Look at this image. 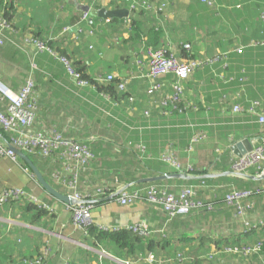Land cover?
I'll return each mask as SVG.
<instances>
[{
    "label": "crops",
    "instance_id": "1",
    "mask_svg": "<svg viewBox=\"0 0 264 264\" xmlns=\"http://www.w3.org/2000/svg\"><path fill=\"white\" fill-rule=\"evenodd\" d=\"M60 1L17 0L18 9L13 20L20 29L9 31L7 43L0 47V78L6 85L19 91L30 72L37 80L36 93L40 107L33 129L48 130L52 125H58L67 137L82 138L81 135H86L83 133L85 119L94 118L97 120L86 135L93 137V140L98 138L108 145L109 138L115 143L120 142L128 132L136 130L137 140L146 143L148 152L145 151V159L151 165H160L165 172H171L168 165L159 162L158 157L166 149L174 148V154L183 168L194 167L200 171L207 170V173L201 174H213L204 178L209 187L200 192L202 198L214 200L216 209L213 211H194L184 218L167 222L163 209L151 204L145 195L130 205H121L117 196L111 199L103 196L99 199L105 200L94 204L93 224L126 227L146 220L154 231L164 229L152 235L156 240L158 259L175 256L178 249H187L189 256L206 257L226 244L249 242L264 236V229L243 233V223L233 216L224 201L226 192L233 185L244 187L264 183V178L236 179L237 176L229 174L238 156L233 146L246 138L254 142L263 132L257 115L248 112V107L256 102L260 103V110L264 107V0H214V7L202 0H152L156 5L165 2V11L154 10V17L148 11L144 16L138 14V17L160 26L164 30L166 44L177 54L181 44L189 43L201 56L198 59L200 65L186 80L188 88L185 95L187 103H198V108L188 107L184 112L179 111L181 113L170 111V114H163L156 107L160 98L149 97L148 81L137 77L129 86V93L139 98L135 117L129 113L132 106L127 107L126 101L116 108L96 88L79 87L61 59L47 51L37 52L35 47L24 43V37L35 30L36 21H43L51 32L52 25L57 23L53 36L57 35L60 44L63 43L71 54L86 63L91 75L114 72L125 78L132 72L136 73L137 70H131L136 69L135 60L142 47L123 42L129 36V29L120 22H107V19L98 17L90 23L89 15L80 31L77 25L81 18L78 22L72 20L76 15L81 17L83 10L78 8L80 4L120 9L113 5L126 8L125 2L63 0V5L58 6ZM24 25H29L28 30L23 31ZM97 27H102L104 31L89 32ZM116 38L120 43L116 42ZM126 56L129 59L123 63ZM237 105L245 110L235 112ZM100 118L106 119L110 127V121H113L114 129L107 130L105 136L93 130ZM128 125H135L137 129H129ZM200 130L206 132V139L193 144V149L188 151L193 137ZM105 144H91L96 154L93 168L99 174L101 168L95 167L105 163L108 167L104 171L114 175L119 165H127L124 164L125 160L129 163L128 156L116 155ZM52 160L55 162L53 157L38 160L42 163L43 174L50 175L57 167ZM149 171L146 177L161 174ZM91 172L90 168L81 177L88 182L81 186L86 187L82 189L84 193L93 191L101 184L116 186L108 178L112 175H102L103 172L92 175ZM49 182L68 194L66 188ZM150 183L165 184L171 190L178 191L191 182L155 181L147 184ZM130 184L131 190L145 186L135 185L134 182ZM15 185L27 187L42 201L55 206L56 210L47 212L38 221L33 218L32 211L25 210L27 201L12 202L1 207L0 264H28L25 263L27 257L40 260V264H122L125 261L104 246L96 248L90 243L83 231L75 226V208L49 195L22 162L0 156V191ZM256 203L257 212L264 215V197H260ZM234 259L239 261L240 258ZM219 260L218 257L213 261ZM127 261L130 264H143L139 258Z\"/></svg>",
    "mask_w": 264,
    "mask_h": 264
},
{
    "label": "built area",
    "instance_id": "2",
    "mask_svg": "<svg viewBox=\"0 0 264 264\" xmlns=\"http://www.w3.org/2000/svg\"><path fill=\"white\" fill-rule=\"evenodd\" d=\"M123 1L127 5L126 8L129 10V15L131 11L134 12L137 9H148V11L151 12L154 10L157 12H164L167 5L165 2L156 5L152 0ZM202 1L212 7L215 6L214 0ZM88 17L89 13L87 11L83 12L81 20L77 25L80 31H82L83 25ZM106 21L109 22L110 19ZM9 26L6 19L0 18V47L4 46L8 41L6 31ZM65 30H67V28ZM89 32L91 33L92 31ZM53 33L54 31L51 32V35H53ZM24 43L29 46L33 45L37 49V52L47 51L54 54L66 64L68 71L79 87L88 86V82L81 79L80 73L71 66L70 62L66 58L59 56L53 49L47 47L43 41L33 38L28 34L24 37ZM184 45L188 49L192 48L189 43H185ZM135 63L138 72L131 73L127 78L120 81V83H118V89L121 92L129 93V86L137 77L145 78L148 81L149 87L147 89V94L150 96L157 95L159 92H165L170 89V91L165 94V97L158 101L159 108L166 113H169L172 107L176 108V103L184 100L187 89L186 80L189 79L192 71L200 65L198 60L179 57V54L175 53L173 48L166 45L160 47L142 46ZM114 75L115 73L109 74L107 79H113ZM119 77L122 76L119 75ZM102 80H104V78H102ZM104 97L107 98L106 96ZM135 100L136 97L134 95L129 97L130 102L134 103ZM259 104V102H256L254 105L248 107V112L257 115L258 123L262 131H264V107L260 110ZM187 105L195 108L192 102L187 103ZM243 110L245 109L239 105L234 109L235 112ZM38 112L39 100L36 93V78L32 72L29 73L19 91L10 88L0 78V126L9 133L8 137H10L9 141L0 137V156L17 161L19 157L14 152L12 146L22 150L29 157H36L39 155L55 157L54 155L58 153L60 156L59 159L63 161V165L54 174H59L61 182L69 188H75L78 185L81 187V174L88 169L95 160V152L92 147L87 144H79L71 140L65 142L67 138L54 127L55 125H52L48 130H34L33 125L37 121ZM263 133L264 132H262V135H260L256 141H251L253 146L251 151L236 157L232 163L233 172H240L251 176H260L264 173ZM204 137H206V134L204 132H199L193 137V142L200 141ZM161 160L165 165L179 168L181 170H177L179 172H188L185 170L183 171V167L169 149L163 153ZM61 173H63V175ZM203 179L204 178L196 182L187 183L178 191L171 190L167 185L161 183H152L137 187L133 190L129 189L130 185L118 183L116 186L113 185L112 187L103 184L97 185L95 187V192L94 190L92 191L94 192L93 195L87 194L86 196H80L68 193L75 199L81 201L71 206L75 208V226L82 230L84 235L88 237L89 228L94 225L92 213L95 202H93V200L99 199L100 195L110 197L116 194L117 200L121 205L133 204L145 195L146 199L151 204L163 209L168 218L167 222L177 218H184L199 209L213 211L216 208L214 201L210 200V202L207 203L200 196V192L209 187ZM262 190L264 192V189L261 188L252 190L232 187L224 196L225 204L232 210L233 216L243 223V233L245 234L264 229V219H258L257 221L247 219L248 215L253 213L256 209V202L253 198L256 195H262ZM88 196H92V198L89 199ZM9 199L20 202L27 201L41 206L50 212L56 210L55 206L42 201L37 196L28 192L25 187L18 188L16 186H8L2 189L0 191V207L4 206L5 202ZM98 227L106 231H119L126 228L143 237H150L155 233L164 231V229L154 231L146 220H141L140 222L127 225L126 227L105 225H98ZM256 242L255 244H251L250 242L230 243L224 245L223 248L226 252L250 257L260 254L262 251L261 241ZM146 260L152 262L151 264H166V262L170 263L172 261V259L158 260L156 258H147ZM262 261L264 263V258ZM30 264H40V260L30 262ZM122 264H130V262L124 261Z\"/></svg>",
    "mask_w": 264,
    "mask_h": 264
},
{
    "label": "trees",
    "instance_id": "3",
    "mask_svg": "<svg viewBox=\"0 0 264 264\" xmlns=\"http://www.w3.org/2000/svg\"><path fill=\"white\" fill-rule=\"evenodd\" d=\"M62 1H60V4L58 6L63 5ZM93 6L98 7L97 5H93ZM113 7L114 8H121L119 5H116V4H114ZM98 8H100V7H98ZM17 9H18L17 0H0V18L6 19L10 25L6 31L7 33L9 31H13L14 29H20V27H18L16 25V22L13 20ZM261 11H262V8H261ZM261 11H259V17L261 15ZM147 12H148V9H137L134 12L131 11L130 15H128L127 17H123L121 19L114 17V18H111L110 20H111V22H113V21H116L118 23L120 22V23H122V25H125L129 29V36L127 37V39H124L123 42L124 41L127 43L132 42L133 45L139 44L141 46H151V47H160V46H165V45L169 46L168 44H166L167 40L165 38L164 30L160 26L155 24V22H153V21H152V23L151 22H145L141 18L138 17L139 16L138 14H141L142 16H144L145 14H147ZM148 13H152V16L154 14L153 11L152 12L149 11ZM80 18L81 17L76 15L74 17V19H72V20H74V21L76 20L78 22L80 20ZM20 22H21V20H20ZM43 24H44L43 21L42 22L41 21L35 22V25H36L35 30H33L32 34H30L33 38H37V39L43 41V43L47 47L53 49L56 53H58L59 56L66 58L70 62L71 66L76 71H78L80 73L81 79L86 80L88 82V86H92V87L96 88L100 94L106 96L110 100L109 104H112L113 106H116V108H119V106L122 105V102L127 100L126 101V104H128L127 107H130L129 97L132 96V94L121 92L118 89V83H120V81L124 80L127 77H125V78L119 77V74H115L113 79L108 80L107 79L108 75L112 74V73H104V74H100L99 76L91 75L88 71V67L85 65L86 63L81 59H77L75 54H71L69 48H67L66 46H63V43L60 44L59 39H57L55 36L51 35V31L47 28V26L45 24L44 25ZM28 27H29V25H24V27H22L23 31L28 30ZM101 28L102 27H97L96 29H100L99 31H101ZM47 30H48V34L46 35ZM56 34H57V32H56ZM115 40H116V42L120 43L119 38H116ZM30 46H33V45H30ZM179 50H180V52H178V53H179V57H181V58H187V59H192V60H198L201 58V56L195 50V48L194 49L193 48L188 49L185 47L184 43L180 45ZM175 53H177V52L175 51ZM126 59H129V58L127 56L124 57L123 63H126ZM131 71L138 72L137 65H136V69H132ZM132 73H134V72H132ZM102 78H104V80H102ZM173 80H175V79H173ZM36 86H38L37 80H36ZM187 88H188V86H187ZM168 91H170V89H168ZM168 91H165V92L167 93ZM166 93L159 92L157 95H154V96L148 95V96L153 98V99H158V97L160 99H162L165 97ZM38 100H39V98H38ZM158 101H159V99L156 102V107L159 109V111L165 115L168 114L166 112H163L162 109L159 108ZM132 104H133V106L138 108L137 105L139 104V98H136L135 102ZM176 104H177V107L176 108L172 107L169 110V114H170V111L181 113V112L186 111V109H189L188 107H190L187 105V101L185 99V96H184L183 101L178 102ZM39 107H40V104H39ZM199 107L201 108V105ZM190 108H194V107H190ZM197 108H198V103L195 105V109H197ZM179 111H181V112H179ZM129 113L131 114V112H129ZM54 127H56L57 130H59L61 133H64L62 130H60L58 125H55ZM93 130H95L98 135L101 134V136H105V134H106L105 132L107 130H110V129H98V130L93 129ZM198 132H205V131L200 130ZM83 133L88 135L89 129H83ZM205 134H206V132H205ZM8 136H9V133L6 132L4 130V128H2L0 126V137L4 140L9 141L10 137H8ZM81 137L83 138V135H81ZM66 138H71V136H68V137L66 136ZM83 143L89 144L87 142V140H84ZM103 144H105V142H100V146ZM89 146L91 147V144H89ZM100 148L102 149L103 147H100ZM135 149H138V150L141 149L142 153L144 152V156H145V151H144V148L142 147V145H141V148L140 147H134V149H132V150H135ZM54 156L55 157H53V158H54L55 162L53 160L52 161L56 164L57 167L52 171V173H55L63 165V161H61L59 159L60 156L58 155V153H56ZM30 158L35 162V164L42 171V173H43V168L41 167L42 163H40L38 160H40L41 158L42 159H46V158L50 159V157L43 156V155H39L36 157H30ZM18 160L20 162H22L27 167V169L31 171V173H33L32 169L30 168L29 164L26 161L22 160L21 158H18ZM132 163H134V162H132ZM139 166H140L139 167L140 169L138 168L139 170H137L136 173H134V175L135 174H139V175L142 174L141 178L146 177V175H148V173L150 172L149 170H153V172H155V173H163V172L165 173V171H166L160 165H151L150 163H146V162L142 163ZM126 170H127L126 167H120L119 171H120V173H125ZM171 172H173V171H171ZM201 172L207 173V170H201L198 173H201ZM44 176L46 177L47 180L49 179L51 181L50 175L45 173ZM138 177L139 176H137L133 179L131 177H129V178L132 179V181L135 183V185H143V184L149 185V184H147L149 182L138 183L137 180L140 179ZM236 179H241V177H236ZM199 180L200 179H190V180L171 179V180H164V181H158V182H164V183L170 182V181L196 182ZM203 180L207 181L206 179H203ZM84 183L88 184V182L86 180H80L81 186ZM125 183H130V182L126 181ZM250 183H253V182H250ZM150 184H152V183H150ZM54 185L56 186V184H54ZM233 188L252 189V190H254L256 188L264 189V183L258 184V185H252V186H244V187H239V186L233 185ZM25 189L28 192L35 195L27 187ZM103 196L104 195H100V197H103ZM260 197H264L263 190H262V195H256L253 199L255 202H257V200H259ZM88 198L91 199L92 196H88ZM204 201L207 203L210 202L209 199H204ZM12 202L17 203L20 201H15L13 199H9L7 202H5L4 206H6L8 203H12ZM46 203L50 204L48 202H46ZM214 204H215V202H214ZM4 206H2V208ZM215 206H216V204H215ZM255 208L256 209L253 211V213L248 215L247 219H249L251 221H257L258 219H264V215H261V214L257 215V213H258L257 212V203H256ZM25 210L26 211L27 210L32 211L33 218L38 220V221H40L43 218V216H45V214L47 212H50V211L44 209L43 207L35 205L33 203H30V202H27V206H26ZM200 211H205V210L199 209L196 212L199 213ZM254 214H256V215L253 216ZM177 219H179V218H177ZM88 240H90L89 242L92 243L96 248H101V246L102 247L104 246L110 253H112L113 255H115L116 257H118L122 260H125V261L130 260L131 261V260H134L136 258H139V261L142 262L143 264H151L150 262L145 261L144 258L148 257L149 254H154L156 251L155 248L157 246L156 240L152 236L143 237V236H141L137 233H134L131 230L126 229V228H123L119 231H106V230L100 229V227H98L96 225H92L89 228ZM256 241H261L260 243L262 244V249H261L262 251L260 254L252 255L250 257H255L256 260H257V257H259L260 258V260H259L260 264H264L262 261V259L264 258V236L257 237L256 239L249 241V242L251 244H255V243H257ZM216 251H218V252H216ZM215 252L210 253V254L208 253L206 255V257L197 256L198 257L197 258L196 255H194V256L190 255L189 256L187 249L186 250H184V249L179 250L178 249L176 251L175 256H173V255L163 256V258H161V260L172 259V261L170 263L166 262V264H208L209 261H213L215 258H218V257L221 260L223 256L224 257L229 256V257H233V258H235V257L240 258L238 260H242V261H244V258H249V257L242 256L241 254L238 255L237 253L226 252L225 249L223 248V246L220 248H216ZM154 257H156V259H158L157 254H154ZM37 260L38 259H29L27 257L25 259V263L30 264V262H36ZM158 260H160V259H158Z\"/></svg>",
    "mask_w": 264,
    "mask_h": 264
},
{
    "label": "rangeland",
    "instance_id": "4",
    "mask_svg": "<svg viewBox=\"0 0 264 264\" xmlns=\"http://www.w3.org/2000/svg\"><path fill=\"white\" fill-rule=\"evenodd\" d=\"M84 12V11H83ZM83 12H82V14H81V16L83 15ZM67 13V12H66ZM66 13L64 14V16L66 15ZM55 24H57V23H54V25H52V29H53V31H55V29L54 28H56V25ZM86 24V23H85ZM84 24V25H85ZM84 27V26H83ZM82 30H83V28H82ZM100 29H91L90 31H92L91 33L92 34H94L95 32H98ZM104 31V29L103 28H101V31H99V32H103ZM56 38H58V36L56 35L55 36ZM36 66V65H35ZM37 67V66H36ZM133 95V94H132ZM125 101H127V100H125ZM130 102V101H129ZM130 105L132 106V111H131V115H133V117H135V111L137 110L136 108H134L135 106H133V104L130 102ZM100 115H102V114H100ZM96 120L97 119H94V118H92V119H85V128L84 129H90V126L92 127L93 125H94V123L96 122ZM81 121H83L82 119H81ZM86 121H87V123H86ZM110 124H111V127L110 126H108V121L106 120V119H104V118H100V120L97 122V124H96V129H104V126L106 125V129H114V125H113V121H110ZM126 125H127V122L125 123ZM129 127V129H132V130H134V129H137L136 128V126L135 125H128ZM119 129H121L120 127H119ZM136 131V130H135ZM135 131H132V132H128V134L126 135V137H123V139L124 140H120V142L119 141H117L116 143H115V141L112 139V138H109L108 139V145L107 144H105L106 145V148L108 147V149H110V150H114V153L116 154V155H119L120 157H123V156H128L127 157V159H128V161H129V163L125 160V163L124 164H127V165H124V166H118L117 167V170L114 172L115 174L113 175V174H111V173H108V172H105L104 170H105V168H107L108 166H107V164H105V163H100V165H98V166H96L95 168H101V171L99 172V174L97 173V172H95L94 171V168H93V163H91V165H90V167L88 168V169H86L85 171H87V170H89L90 168L92 169V175H95V174H97V175H101V173H102V175H112V176H109L108 178H111L112 180H113V183H115V184H118V183H121V184H123L122 182H126V181H122V180H124V179H128L129 177H131L132 179L133 178H135V177H137V176H139V178H141V176H142V174H135L134 175V173H136V171L137 170H139L140 168V166L139 165H141L142 163H144V162H146V163H149L148 162V160H146L145 159V156H144V152L142 153V150L140 149V150H138V149H135V150H132V149H134V147H140L141 148V145H142V147L144 148V151H146V152H148L147 151V148H146V143L143 141V140H137V137H136V135H137V133H135ZM63 135H64V133H63ZM65 136V135H64ZM207 136V135H206ZM66 137V136H65ZM85 138H87V142L89 143V144H92V145H94V146H96V145H100V141H99V139L97 138V139H95L94 138V140H93V137H90V136H84ZM84 137L83 138H77V136H76V138L73 136V137H71V138H67L66 139V141L65 142H68L67 140H71V141H75V142H77V143H79V144H81V143H83L84 142ZM95 137V136H94ZM204 139H206V137H204L203 139H201L200 141H202V140H204ZM198 142V141H197ZM197 142H193L192 144H191V146L189 147V149H187L188 151H191L192 149H193V144H195V143H197ZM84 144H86V143H84ZM89 144H87V145H89ZM96 144V145H95ZM171 152H172V154L174 155V157L177 159V161H178V157L174 154V148H172V149H170V148H168ZM168 149H166L165 150V152L168 150ZM164 152V153H165ZM163 155V154H162ZM161 155V156H162ZM161 156H159L158 157V160H159V162H162V160H161ZM130 159V160H129ZM131 162H134V163H131ZM179 162V161H178ZM180 163V162H179ZM180 165H181V163H180ZM92 166V167H91ZM182 166V165H181ZM120 167H126L127 168V170L125 171V173H120ZM183 167V166H182ZM139 168V169H138ZM169 168L172 170V171H177V170H179V171H181L179 168H177V167H175V166H169ZM188 171V172H191V173H194V174H196V173H198L200 170H198V169H196V168H194V167H187V168H183V171ZM85 171H83L82 172V174H81V177L83 176V174H84V172ZM31 172V171H30ZM62 175H63V173H61ZM34 175V174H33ZM35 177V176H34ZM100 177V176H99ZM66 178V177H65ZM50 179H51V181H53L54 183H58L60 186H62V187H64V188H66L67 189V193H70V194H72V195H84V196H86L87 194H90V195H93L94 194V192H95V189H94V192H92V190H88L86 193H84V189L86 188H82V187H80L79 185L77 186V187H75V188H69L68 186H66V185H64L62 182H61V178H60V175L59 174H54V173H52V174H50ZM93 181V180H92ZM129 182H133V181H129ZM132 184V183H131ZM130 183L128 184V183H126V185H131ZM124 185V184H123ZM16 187H18V188H21V187H24V186H20V185H15ZM83 189V190H82ZM80 199H82V198H80ZM259 213H257V215H258ZM256 214H254L253 216H255ZM252 217V216H251ZM104 253V252H103ZM106 254H108V253H106ZM154 254H156V253H154ZM154 254H149V256L148 257H146L145 259H147V258H151V259H155L156 257H154ZM156 256V255H155ZM236 258V257H235ZM252 258H255V257H252ZM251 257L250 258H245L244 259V261H242V260H239V261H237L236 259H234L233 257H222V259L221 260H219L218 262H216V261H209V263L208 264H260V262H259V260H260V258L259 257H257V260L256 259H253L252 261H251V259H252ZM247 260V261H246ZM249 261H251V262H249ZM150 263H152V262H150Z\"/></svg>",
    "mask_w": 264,
    "mask_h": 264
},
{
    "label": "water",
    "instance_id": "5",
    "mask_svg": "<svg viewBox=\"0 0 264 264\" xmlns=\"http://www.w3.org/2000/svg\"><path fill=\"white\" fill-rule=\"evenodd\" d=\"M78 8L80 10L83 11H87L90 15L89 17V22L92 23L94 18H103V19H109V18H123V17H127L129 15V10L127 8H120V9H108L106 7H101V8H94L91 7L90 5L87 4H80L78 5ZM14 152L16 153V155L21 158L22 160L26 161L30 168L32 169V172L34 174V176L36 177L37 181L40 183V185L43 187V189L52 197H54L55 199L70 205V206H74L78 203H80V200L75 199L74 197H72L69 194L63 193L62 191H60L59 189H57L55 186H53L44 176V174L42 173V171L38 168V166L35 164V162L22 150L13 147ZM233 148L235 149V152L238 156H242L243 154H245L246 152H249L252 150L253 146H252V142L246 138L243 139L239 142H237ZM230 175L233 176H237V177H241V178H246V179H254V180H259V179H263L264 178V173L260 176H251V175H247L244 173H240V172H229ZM216 175V174H215ZM213 174H194L191 172H179V171H173V172H165V173H161L159 175H155V176H149V177H144V178H140L138 179V183L140 182H155V181H161V180H168V179H186V180H190V179H202V178H206V177H212ZM116 194L110 196V197H105V199H111L113 197H115ZM105 199H95L93 200V202H99L101 200H105Z\"/></svg>",
    "mask_w": 264,
    "mask_h": 264
}]
</instances>
